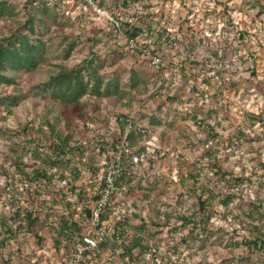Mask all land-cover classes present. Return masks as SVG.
<instances>
[{
    "label": "rangeland",
    "instance_id": "1",
    "mask_svg": "<svg viewBox=\"0 0 264 264\" xmlns=\"http://www.w3.org/2000/svg\"><path fill=\"white\" fill-rule=\"evenodd\" d=\"M0 1L13 12L0 18L1 40L23 31L31 6ZM46 1L62 17L41 31L45 45L57 52L76 47L66 61L51 58L19 74L16 86L0 84V97L23 95L8 111L0 104V264H264V0H127L126 7L124 0ZM88 2L121 12L123 25L138 31L137 49L127 46V26L114 35ZM155 55L159 70L151 64ZM90 59L101 63L105 81L116 80V94H88L67 105L30 91L59 68ZM119 116L146 130L129 149L143 148L144 160L118 182L121 194L111 195L99 229L84 213L94 211L103 178L93 144L105 142L112 153L122 136ZM44 121L70 137L69 146L83 148L68 155V166L42 163L53 140ZM17 156L25 173L38 170L39 178L20 175ZM226 195L232 200L224 207ZM200 201L209 202L207 224ZM253 205L263 215L249 216ZM28 212L35 218L30 231ZM68 216L82 237L104 232V241L121 219L126 234L79 258V243L59 235L60 218ZM134 235L148 249L124 254Z\"/></svg>",
    "mask_w": 264,
    "mask_h": 264
},
{
    "label": "trees",
    "instance_id": "2",
    "mask_svg": "<svg viewBox=\"0 0 264 264\" xmlns=\"http://www.w3.org/2000/svg\"><path fill=\"white\" fill-rule=\"evenodd\" d=\"M137 1V0H135ZM168 1V0H164ZM28 3L31 6L30 12L22 25L21 31H14L8 37H4L0 40V84L6 86H16L18 85V76L23 72H30L35 68H38L39 64L46 63L49 59H62L67 60L73 49L76 47V43L69 44L66 48H63L61 51L50 50L44 43L42 39V30L49 28L50 22L56 23L57 18L61 15L58 14L57 9L54 6H48L46 0H29ZM123 5L127 6V0H124ZM12 7L8 5L6 1H0V18L12 16ZM62 17V16H61ZM127 26L125 33L128 38H134L138 31L131 28L128 24H124V27ZM20 29V30H21ZM39 30V31H38ZM33 39V40H32ZM91 40V39H90ZM47 54H50L51 57H48ZM101 63L97 59L85 60L81 66L69 67V68H59V72L49 77L45 82L38 83L37 85L30 88L31 92L40 93L47 95L49 94L53 98H61V100L67 105H73L80 102V99L85 95H91L96 97H108L117 92V83L115 79L104 80L102 76L99 75V70ZM135 78L131 79L132 84H134ZM23 99L21 94H10L0 97V104L4 106L5 110H9L10 107L18 105ZM256 118V117H255ZM119 128L121 130V138L115 143L123 142L130 147L134 146L139 139L143 137L146 133V130L143 128H135L130 123V120L125 116H119ZM44 123L49 127L50 133L52 135V142L49 146L50 156L46 157L42 163L50 167H64L69 165V160H67L68 155L74 152L76 149L83 150L81 145L78 148L69 146L70 137H61L56 131H54L53 126L48 122ZM128 129L127 132L126 129ZM27 130V128H24ZM126 133V134H125ZM115 144V145H116ZM93 149L96 145H99L98 142L93 144ZM101 151H106V143L103 142ZM114 145V146H115ZM114 150V147H112ZM144 152L143 148H138L135 150V153ZM16 170L17 172L29 178L30 180L39 178L40 172L34 171L32 176H29L24 171V164L20 156L15 158ZM132 165L129 163L128 159L123 158L122 160V173L119 176L115 177L114 184L118 186V182L123 180L127 175V170ZM79 176L78 170L74 168L73 170V180H76ZM60 179L66 178L64 175H59ZM243 181L241 178L235 179V182L240 183ZM105 188V178H102L100 190L102 191ZM72 191H75V187H71ZM100 192V191H99ZM215 196L211 198L214 199ZM95 200L101 199V193L94 197ZM232 196L226 195L221 200V205L227 207ZM206 203L209 202L200 201L199 210L202 211L201 222L207 224L209 221V216L206 212ZM249 216L260 214L261 208L259 206H251L248 210ZM86 217L91 220L93 216L92 210L84 209ZM110 213L109 206L104 209L103 212L99 215L97 228L100 229L102 222L108 219V214ZM19 216L18 212L16 213ZM72 217L60 218V227L59 235L66 236L71 239V242L80 243L81 242V227L76 223L72 222ZM25 219L27 221V231H30L33 224L35 223V218H32L31 212L26 213ZM122 221L115 223L114 232L107 235L105 240L100 243L99 247L104 248L108 246V242L113 244L117 243L119 238H122L126 234L125 224L126 220L121 219ZM182 221L188 223L190 220L187 218H182ZM139 233H142L145 229L143 224L135 228ZM78 241V242H77ZM140 237L134 235L129 239L127 245L123 246L124 254H130L135 247L141 248L142 251L148 249L147 246L141 247ZM256 246L255 242H249ZM84 254H87L84 253Z\"/></svg>",
    "mask_w": 264,
    "mask_h": 264
},
{
    "label": "built area",
    "instance_id": "3",
    "mask_svg": "<svg viewBox=\"0 0 264 264\" xmlns=\"http://www.w3.org/2000/svg\"><path fill=\"white\" fill-rule=\"evenodd\" d=\"M52 2V0H51ZM53 3V2H52ZM90 5H92V8L96 15L104 16L112 30L114 31V35H121L123 33L124 25L121 22V12H114V13H105L106 11L100 9L99 7H96L93 2H88ZM54 5V4H53ZM127 46L131 50L137 49V44L134 39L129 38L127 40ZM160 57L155 55L151 58V64L154 66L156 70L160 69ZM102 145H96L94 151L98 153L100 158H102V165L101 169L103 171V178H105V188L100 191L101 193V199L98 200L95 204V209L93 211V219L98 223V218L101 212L104 211V207L108 203L109 199L111 198V195H120L121 192L119 190V187H116L114 184V180L116 176H119L122 173V160L123 158L128 159L129 163L131 165H138L140 163H143V157L144 152L141 153H133L130 152L127 145L123 142V140L119 143H117L114 146V150H112V153H108V150L101 151ZM107 149V148H106ZM112 154V158L109 160V156ZM104 232L99 234V237H91L89 235L83 236L81 238V242L79 243V247L77 249L78 254L77 256L79 258H82L84 253H93L98 252V248L100 243L103 242Z\"/></svg>",
    "mask_w": 264,
    "mask_h": 264
}]
</instances>
